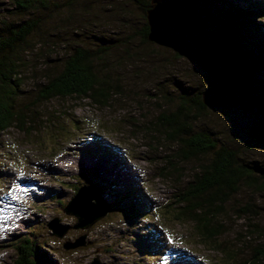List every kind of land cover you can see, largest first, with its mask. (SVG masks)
Here are the masks:
<instances>
[{
    "label": "rangeland",
    "instance_id": "rangeland-1",
    "mask_svg": "<svg viewBox=\"0 0 264 264\" xmlns=\"http://www.w3.org/2000/svg\"><path fill=\"white\" fill-rule=\"evenodd\" d=\"M74 2L73 8L50 6L47 12L20 14L7 0H0V36H7L9 27L19 29L18 26L25 22L37 25H32L34 31L27 39L29 45L19 44L24 51L26 67L21 73L26 81L21 90L22 100L18 101L23 103L22 107L35 106L27 111L23 127H12L0 134V264H13L16 255L11 244L24 234L33 235L46 247L44 253L52 264H91L94 260L99 264H230L220 250L212 249L210 245L213 244L202 245L194 238L191 225L173 219L181 208L175 203V197L180 195L182 184L173 182L175 178L159 177L163 155L157 149L158 141L151 142L139 133L132 138L124 125L120 127L115 123L116 117L124 115L126 110L130 114L128 117L141 127L147 128L146 124L154 120L158 114L152 84L156 74L159 73L156 81H166L172 77L178 79L181 72L184 76L179 77L180 82L192 84L194 90L204 92L207 89L205 71L181 57L175 61V68H167L168 53H160L163 65L152 62V57L126 61L112 73L118 74L132 92L127 91L128 97L124 100L118 97L120 104L113 103L116 105L112 108L114 115L108 113L110 107L97 108L85 99L59 98L42 105L36 101L37 82H42L39 77L44 64L47 61L58 67L67 47L82 45L94 49L103 39L116 41L125 37L126 44L114 48L110 56L118 60L125 46H131L133 38L137 42L134 33L141 26L136 8L128 7L118 14L109 12L108 6L120 4V0ZM243 2L249 4L248 0ZM252 2L262 9L255 20L258 37L262 38L264 0ZM162 72L169 75H162ZM255 76L263 80L264 71ZM167 82L163 84L168 89ZM150 95L152 97L148 98ZM207 109L209 113L198 120L197 127L212 131L215 141L226 144L246 162L264 167V146L259 145L257 139L264 134L262 118L255 111L245 112L240 107ZM143 116L145 124L141 122ZM76 125L77 129H73ZM155 135L156 138L160 136ZM175 149L168 150L174 152ZM102 151L114 154L108 156ZM207 161L206 157L196 158L183 166L179 181L183 184L190 181L193 173L190 170H196L198 164ZM83 185H99L102 198L110 204L106 217L88 231L73 229L76 219L62 212L75 195L74 188ZM234 197L226 209L230 218H219L224 221L222 244L226 241L229 249H240L244 238L255 242L249 246L252 250L264 241V193L241 187ZM248 202L253 214L237 220L229 208H243ZM126 204L134 207L135 214H143L132 219L123 209ZM148 213L155 217L151 220ZM53 219L68 228L62 239L50 235L46 228ZM255 228L262 229L261 238L247 232ZM83 236V247L63 250V244L73 243ZM251 250L245 248L238 261L249 259ZM36 256L38 259V253Z\"/></svg>",
    "mask_w": 264,
    "mask_h": 264
},
{
    "label": "trees",
    "instance_id": "trees-1",
    "mask_svg": "<svg viewBox=\"0 0 264 264\" xmlns=\"http://www.w3.org/2000/svg\"><path fill=\"white\" fill-rule=\"evenodd\" d=\"M7 1L14 11L20 14L47 12L50 11V6L56 8H73L75 6L74 0ZM150 1L120 0V4L109 5L108 11H116L118 14L119 12L124 13L123 11L128 7L137 9L140 13L141 26L134 33L137 42L133 38L131 46H125L124 54L118 60L112 59L110 56L114 48L126 44L125 37L123 38L122 35L123 40L103 39L104 41L94 49L85 48L82 45L70 47L71 49L67 47L63 52L62 61L59 62L60 67L47 61L44 64L42 75L39 77L42 82H37L39 87L35 93L36 101L41 102L42 105L53 99L79 98L88 100L91 106L97 108L110 107L108 110L110 113L116 106L113 103L120 104L118 97L124 100L125 97H128L127 91L132 92L118 74L113 75L112 73L122 67L126 61L130 62L133 58L142 60L152 57L153 60L150 58L152 62L158 61L163 65L160 53H168L170 59L167 68H175L177 64L175 61L180 60L176 54L147 41L148 27L145 12ZM169 1L178 17L195 21L201 27L207 26L216 39L223 40L228 44L234 53L239 69L243 72L246 89L250 96L251 110L256 111L264 121V76L263 80H257L255 76V73L264 71V37H258L259 29L255 24L262 9L255 6L256 2H252L253 0H248V5L243 2L246 0H236V2L233 0ZM32 25L34 24L31 22L22 23L18 26V30L14 29L15 26L13 29L9 27L7 36H0V134L7 132L12 127H23L27 111L35 106L32 104L27 108L22 107L23 103L18 101L22 97L21 90H24L23 86L26 81L24 74L21 73L22 69L26 67V63L23 62L24 51L19 44L29 45L27 39L34 31ZM165 74L169 75L167 72H162V75ZM156 75L152 84L155 87L156 93L153 99L156 100L158 114L154 120L146 124L147 128L141 127L142 125L139 126L138 122L128 117L130 114L126 110L124 115L116 117L115 123L120 127L124 125L132 138L141 134L142 137L151 139V142L158 141L157 149L161 150L163 155L161 159L163 166L160 169L159 177L175 178L173 182L182 184L179 190L180 195L177 194L175 197V203H179L181 208L173 218L174 220L191 225L193 237H196L202 245L213 244L210 245L213 246L212 249L220 250V253L225 255L230 264L238 262L239 264H264V241L256 247H252L251 250L249 246L255 242L250 243L249 240L245 241L242 237L241 245L243 247L231 250L226 241H223L226 246L222 244L221 235H223L224 221L219 219L223 216L230 218L226 210L227 206L232 204L234 196L237 195L241 187L252 189L259 194L264 193V167L246 162L226 144L215 141L212 131L209 133L206 128L197 127L198 120L206 118L209 112L201 102L203 92L194 90L192 84L185 85L179 81V77L184 74L179 72L178 79L172 77L166 81H156L159 73ZM32 77L36 80L35 75ZM163 82H167L170 88L167 89ZM150 97L152 96H148V98ZM26 100L25 98L23 102ZM252 111L249 110V112ZM112 115H114L113 112ZM141 122L144 123V116ZM72 127L77 129V125ZM21 130L25 131V128ZM151 131L155 134L158 133L159 138H156L155 134L151 135ZM257 139L259 145L264 146V134L257 136ZM148 146L150 147V145ZM169 147L176 149L171 152L168 150ZM102 153L108 154V156L114 154L103 151ZM201 157H206L207 163L198 164L196 170H190L191 173L193 172L190 181L185 184L180 182L179 180L183 176V166ZM78 188H74L73 191L76 192ZM242 206L243 208L240 206L229 208L237 220L242 219V216L253 214L250 212L251 204L249 202ZM123 209L132 219L143 214L142 212L135 214L131 204H126ZM148 214L152 220L151 217L154 214ZM153 224L157 226V222ZM247 232L257 234L259 238L263 233L260 228L259 230L257 228L247 229ZM11 248L16 255L13 264H35L36 261H40L42 264H52L44 253L45 250L47 251L46 247L39 244L33 235L24 234L17 237L11 244ZM245 248L251 250L247 256L249 259L245 258L246 260L240 262L238 256L243 253ZM36 253H38V259H35Z\"/></svg>",
    "mask_w": 264,
    "mask_h": 264
},
{
    "label": "water",
    "instance_id": "water-1",
    "mask_svg": "<svg viewBox=\"0 0 264 264\" xmlns=\"http://www.w3.org/2000/svg\"><path fill=\"white\" fill-rule=\"evenodd\" d=\"M145 20L148 42L190 60L205 71L207 89L201 95L203 106L213 109L240 107L245 112L252 111L244 75L234 53L225 41L214 37L210 28L178 17L169 0H151L146 7ZM102 197L99 185H83L76 190L62 209L65 215L76 219L73 229L88 231L106 217L110 204ZM46 228L58 239H62L68 230L60 226L57 219L48 222ZM84 238L63 244V250L83 247ZM35 264L42 263L37 261ZM91 264L99 263L94 260Z\"/></svg>",
    "mask_w": 264,
    "mask_h": 264
},
{
    "label": "bare ground",
    "instance_id": "bare-ground-1",
    "mask_svg": "<svg viewBox=\"0 0 264 264\" xmlns=\"http://www.w3.org/2000/svg\"><path fill=\"white\" fill-rule=\"evenodd\" d=\"M14 3V2H13ZM18 4V3H17ZM45 18V17H44ZM16 32V31H15ZM19 32V31H18ZM9 43V42H8ZM124 173V172H123ZM67 186V185H66ZM145 213V212H144ZM170 217V216H169ZM155 234V233H154ZM159 234V233H158ZM68 235V234H67ZM98 251V250H97ZM72 253V252H71ZM14 262V261H13Z\"/></svg>",
    "mask_w": 264,
    "mask_h": 264
},
{
    "label": "snow or ice",
    "instance_id": "snow-or-ice-1",
    "mask_svg": "<svg viewBox=\"0 0 264 264\" xmlns=\"http://www.w3.org/2000/svg\"><path fill=\"white\" fill-rule=\"evenodd\" d=\"M169 243H171V241L169 240Z\"/></svg>",
    "mask_w": 264,
    "mask_h": 264
}]
</instances>
